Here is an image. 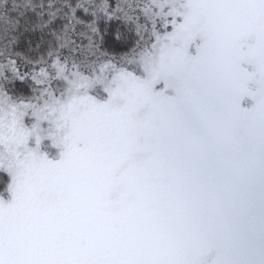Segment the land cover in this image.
<instances>
[{
    "label": "snow or ice",
    "instance_id": "1",
    "mask_svg": "<svg viewBox=\"0 0 264 264\" xmlns=\"http://www.w3.org/2000/svg\"><path fill=\"white\" fill-rule=\"evenodd\" d=\"M0 264H264V0H0Z\"/></svg>",
    "mask_w": 264,
    "mask_h": 264
},
{
    "label": "rangeland",
    "instance_id": "2",
    "mask_svg": "<svg viewBox=\"0 0 264 264\" xmlns=\"http://www.w3.org/2000/svg\"><path fill=\"white\" fill-rule=\"evenodd\" d=\"M43 150H48L49 151V155L52 157V158H55L56 155H57V150L56 149H43ZM7 198V196H6Z\"/></svg>",
    "mask_w": 264,
    "mask_h": 264
}]
</instances>
